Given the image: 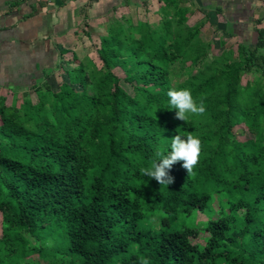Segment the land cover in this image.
I'll list each match as a JSON object with an SVG mask.
<instances>
[{"label": "trees", "instance_id": "trees-1", "mask_svg": "<svg viewBox=\"0 0 264 264\" xmlns=\"http://www.w3.org/2000/svg\"><path fill=\"white\" fill-rule=\"evenodd\" d=\"M189 2L164 0L157 24L110 21L100 65L73 54L80 91L62 83L49 103L50 87L35 86L27 108L0 98V264H264V30L202 63ZM250 70L258 79L244 86ZM121 80L131 100L120 97ZM170 89L203 98L205 113L176 119ZM241 119L256 125L255 142L235 139ZM188 133L201 141L193 174L182 162L168 186L141 174ZM207 210L205 221L188 220ZM201 232L204 245L193 243Z\"/></svg>", "mask_w": 264, "mask_h": 264}, {"label": "crops", "instance_id": "crops-1", "mask_svg": "<svg viewBox=\"0 0 264 264\" xmlns=\"http://www.w3.org/2000/svg\"><path fill=\"white\" fill-rule=\"evenodd\" d=\"M225 2L264 7V0ZM138 4L157 12L164 0H0V98L11 102L35 93V86L51 89L57 79L65 81L61 63L70 65L72 53L82 59L84 40L100 37L106 23L123 19L116 16L120 7Z\"/></svg>", "mask_w": 264, "mask_h": 264}, {"label": "rangeland", "instance_id": "rangeland-1", "mask_svg": "<svg viewBox=\"0 0 264 264\" xmlns=\"http://www.w3.org/2000/svg\"><path fill=\"white\" fill-rule=\"evenodd\" d=\"M226 1V0H225ZM225 1L220 2V0H190L188 3V8H192L193 13L186 16V23L191 28L201 27V32L198 35V40L204 44V48L207 49L206 58L203 59L202 63H207L212 61L215 58H222L228 55V52L231 48L234 49L236 42L244 41L247 43H252L254 38V29L263 28L264 30V7L258 2V5H245V3L240 4H224ZM243 1V0H242ZM191 4V5H190ZM121 9L117 12V17L123 16V19H129L132 22H137L138 20L149 21L151 24H157L162 17L161 8L157 12H153L152 8L148 5L138 4L129 6H122ZM228 24H231L232 35L226 31ZM109 23L105 25V31L111 30L108 27ZM107 28V30H106ZM109 28V29H108ZM103 31L100 35L104 36L106 32ZM92 37V36H91ZM100 37L93 36L89 38L90 41H85V44L81 46L82 53L80 56L90 57L94 62L100 65V61L97 54V48H99V39ZM73 54L69 58L70 65L65 64L66 61H63L60 65L59 74L61 73L65 81H60L57 85L52 82L50 92L47 94V102H54V93L58 91V87L62 83L69 84L70 87L74 88L77 91H80V82L82 77L74 72V64L72 63ZM82 58V59H83ZM194 57L183 59L177 65V67H185L188 65ZM65 64V65H64ZM61 70V72H60ZM115 73L122 79L123 73L117 67L114 69ZM258 79V76L254 70L245 72L241 77V84L246 85L247 83H254ZM57 82V81H56ZM132 89L131 87L120 81V97H125L127 99H132ZM5 99V97H4ZM6 100V99H5ZM10 101H5L9 103ZM37 102V96L33 91L26 93L22 98L19 97L12 100L10 103L15 107H31L35 106ZM256 125L252 128H249L245 120L241 119L240 121H234L232 123V132L235 136V139L239 143H246L247 141L255 142V136L257 134ZM211 209L217 210V202L214 201L210 205ZM209 211L205 212H193L192 216L188 219L189 221H194L197 223L203 222L206 220ZM161 215V214H160ZM216 215V214H215ZM215 215L213 217H215ZM159 216V215H158ZM156 216L155 220L160 222L159 217ZM235 216H232L234 219ZM165 223H168V228L171 227V223L166 217H164ZM2 221L3 215L0 213V237L2 235ZM206 236L204 232H201L199 237L193 239V243L199 245H204L203 238ZM35 260L39 264H46L42 258L35 257Z\"/></svg>", "mask_w": 264, "mask_h": 264}, {"label": "clouds", "instance_id": "clouds-1", "mask_svg": "<svg viewBox=\"0 0 264 264\" xmlns=\"http://www.w3.org/2000/svg\"><path fill=\"white\" fill-rule=\"evenodd\" d=\"M167 96L170 106L168 110L175 109V118L185 123L189 122L190 116H201L206 111L203 98L197 103L189 89H170ZM170 148L171 151L168 154L157 151L158 160L153 161L151 167L140 169L142 175L154 179L160 186H168L174 182V178L169 175V170L176 162H182L187 175L193 174L201 154V141L191 133H188L185 138L177 134L171 139ZM142 264H147V261H142Z\"/></svg>", "mask_w": 264, "mask_h": 264}]
</instances>
